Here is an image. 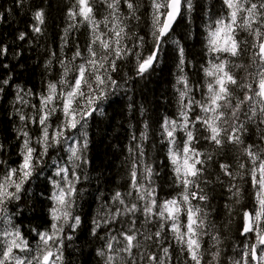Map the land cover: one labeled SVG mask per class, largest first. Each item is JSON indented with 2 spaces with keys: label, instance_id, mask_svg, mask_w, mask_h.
<instances>
[{
  "label": "snow or ice",
  "instance_id": "1",
  "mask_svg": "<svg viewBox=\"0 0 264 264\" xmlns=\"http://www.w3.org/2000/svg\"><path fill=\"white\" fill-rule=\"evenodd\" d=\"M197 8L71 0L32 87L6 61L22 53L0 41V104L14 117L0 139V264H69L77 241L95 245L96 264H264V0H217L194 37L185 22ZM32 21L17 41L44 35L42 6ZM200 36L194 53L187 42ZM167 58L174 111L137 107L116 156L124 182L108 187L113 165L96 166L90 127L122 96L131 112L133 89Z\"/></svg>",
  "mask_w": 264,
  "mask_h": 264
},
{
  "label": "trees",
  "instance_id": "2",
  "mask_svg": "<svg viewBox=\"0 0 264 264\" xmlns=\"http://www.w3.org/2000/svg\"><path fill=\"white\" fill-rule=\"evenodd\" d=\"M198 4H203L205 11L197 8L191 15L190 23L185 22L187 27L193 32L194 37L204 31V25L208 20L209 13L206 11L211 5L216 4L217 0H195ZM71 0H25L23 5H18L16 0H0V12L5 13L6 20L0 22V41L4 44L11 46L16 51L22 54L13 59L11 56L6 57V61H11V64L19 63L23 67H17L14 73V78L22 73L19 81L21 84H26L28 87L38 85L42 79L41 73L43 72V62L47 58V51L49 48L55 49L59 44V37L62 30L67 24L66 12ZM43 7L46 12V25L44 35L38 39L31 40L27 43L20 42L15 39L19 31H24L30 28L32 21V13L38 8ZM217 8L213 11H217ZM11 9L10 12L6 10ZM146 17L141 20V28L145 27ZM199 39H192L187 42V47H191L192 52L199 53L202 50V44ZM191 58V57H189ZM176 68L173 59L167 58L166 63L162 64L156 73L149 77V82L141 81L133 89L132 101L135 102L134 106L129 112L127 105L129 101L126 97H121L120 105L107 109L106 117H97L95 126L90 127V132L94 135L95 146L93 155L97 157L95 164L98 168L101 165L108 166L112 162V167L108 168L107 175L113 181L108 187H115L122 184L123 169L120 167V159L116 156L123 150L127 143L128 131L127 125L131 121L133 125L140 119L137 107L144 104L148 108V114L152 115L158 111L161 115L169 114L174 111L175 96L173 94V83L175 79ZM55 75V72H53ZM141 88L143 89L141 91ZM5 109H9L8 104H0V139L5 136L13 135V124ZM116 154V155H114ZM13 159L15 157L13 156ZM103 170V169H101ZM37 190H33L32 195H36ZM91 186L87 187L85 192V200L89 199L88 193L92 192ZM247 200H245V203ZM35 203V200L31 201ZM223 203V201H220ZM242 205L236 206L237 211ZM84 212H88L87 204H84ZM29 218L33 213L29 212ZM36 215L40 213L37 211ZM40 219L32 220L31 225L25 221V227H34L40 225ZM235 231V224L233 225V232ZM231 247V242H227ZM94 244H87L86 246L77 241L73 249L66 253V258L69 264H96V258L91 255Z\"/></svg>",
  "mask_w": 264,
  "mask_h": 264
},
{
  "label": "bare ground",
  "instance_id": "3",
  "mask_svg": "<svg viewBox=\"0 0 264 264\" xmlns=\"http://www.w3.org/2000/svg\"><path fill=\"white\" fill-rule=\"evenodd\" d=\"M169 114H171V113L169 112Z\"/></svg>",
  "mask_w": 264,
  "mask_h": 264
}]
</instances>
